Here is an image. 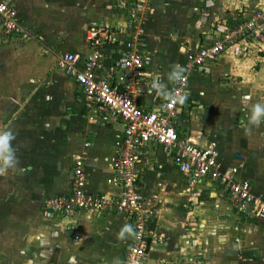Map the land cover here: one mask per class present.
<instances>
[{
    "label": "crops",
    "instance_id": "0c3cea01",
    "mask_svg": "<svg viewBox=\"0 0 264 264\" xmlns=\"http://www.w3.org/2000/svg\"><path fill=\"white\" fill-rule=\"evenodd\" d=\"M7 1L30 35L6 37L0 27V132H13L10 145L19 160L16 169L0 175V264H121L130 242V233L119 235L131 226L127 215L80 210L47 217L43 202L71 191L78 155L88 193L121 190L111 158L124 124L86 108L80 86L57 60L65 52L84 58L98 50L96 70L110 71L125 51L133 0ZM263 3L151 0L139 106L157 111L173 84L172 72L187 73L186 54L211 42L215 24L242 20ZM91 25L108 27L114 39L91 45ZM118 76L114 72L113 79ZM187 80L188 91L171 117L174 129L198 143H214L222 169L241 153L237 177L264 198V120L249 123L252 107L264 104V25L254 38L190 71ZM137 168L150 231L144 264H264V220L238 212L216 181L190 183L157 145L139 147Z\"/></svg>",
    "mask_w": 264,
    "mask_h": 264
},
{
    "label": "built area",
    "instance_id": "2783aa9c",
    "mask_svg": "<svg viewBox=\"0 0 264 264\" xmlns=\"http://www.w3.org/2000/svg\"><path fill=\"white\" fill-rule=\"evenodd\" d=\"M150 8L151 0H133L131 3L126 15L128 38L124 42L125 51L113 60L110 71L100 74L96 70L101 58L98 50L84 58L76 52H65L57 60L58 67L80 86L86 108L94 109L100 116L118 117L124 124L111 158L114 177L121 190L114 194L88 193L84 187V159L78 155L72 164L71 191L46 197L43 213L47 217H67L80 210L96 213L113 210L127 215L132 232L121 264H144L145 260L150 231L144 197L138 189L140 177L137 168L139 147L145 144L157 145L170 155L190 183L204 177L212 179L221 186L238 212L264 220V198L253 192L247 180L237 177L243 155L234 153V163L222 169L214 143L202 144L188 136H180L171 119L178 100L188 91V73L205 68L209 61L237 41L254 38L264 25V3L242 20L215 24L211 42L186 54L187 73H183L186 79L173 82L164 91L157 111L145 110L139 106L137 98L149 63L145 21ZM0 27L6 37L20 35L26 38L30 35L7 0H0ZM111 39H114L113 32L104 25H91L86 31V40L94 46ZM114 72L118 73L119 80L113 79ZM152 87L159 91L157 83ZM168 93L170 95L166 97Z\"/></svg>",
    "mask_w": 264,
    "mask_h": 264
},
{
    "label": "clouds",
    "instance_id": "9594fccd",
    "mask_svg": "<svg viewBox=\"0 0 264 264\" xmlns=\"http://www.w3.org/2000/svg\"><path fill=\"white\" fill-rule=\"evenodd\" d=\"M179 66H177L178 68ZM181 71L176 73L174 70L172 73L175 75V81L173 82H183L186 77L183 75V69L180 68ZM168 93L165 95L169 96ZM264 120V104H256L251 109V115L249 117V123L251 125L259 126L260 123ZM250 131V129H249ZM15 139V135L12 131L0 132V175H4L8 169H16L19 164V160L15 155L14 150L10 145V141ZM6 153H10L6 155ZM131 226L125 225L121 232L120 236L123 237L125 233H131Z\"/></svg>",
    "mask_w": 264,
    "mask_h": 264
}]
</instances>
